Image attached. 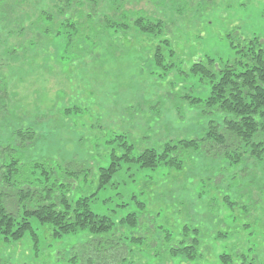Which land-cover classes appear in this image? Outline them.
Returning <instances> with one entry per match:
<instances>
[{
    "label": "rangeland",
    "instance_id": "obj_1",
    "mask_svg": "<svg viewBox=\"0 0 264 264\" xmlns=\"http://www.w3.org/2000/svg\"><path fill=\"white\" fill-rule=\"evenodd\" d=\"M128 1L123 8L165 26L174 50L172 69L154 64L152 46L131 20L122 32L103 24L110 17L121 20L113 0H97L94 14L105 26L100 36L75 38L66 51L65 35L56 34L62 18L53 12L50 34L42 31L44 23L38 18L55 0H0V78L8 94V107L0 112V140L12 129L33 131L32 141L18 151L26 160L24 169L30 172L34 163L45 162L52 176H60L70 164L69 169L77 170L71 174L73 199L95 191L98 169L109 164L112 148L122 153V139L116 136H124L136 155L142 148L162 150L168 140L200 133L198 108L176 98L189 91L208 93L199 76L188 71L194 60L210 56L232 64L251 39L264 47V0ZM75 9L79 13L81 7ZM83 12L75 15L78 22H84ZM214 165L198 160L181 169H149L121 163L89 205L115 223L130 212L139 214L133 231L143 240L134 243L128 238L130 230L114 228L127 236L130 253L124 264H221L220 255L234 251L264 264V165L244 161L241 166L246 168L236 178L229 177L233 168L214 176ZM246 222L249 227L242 228ZM32 224L39 236L37 249L27 234L18 242L0 238V259L73 264L70 257L91 238L86 230L53 238L47 226ZM189 224L197 228L201 257L159 258L153 254L157 246L150 252L146 242L158 245L165 239L164 230H170L168 240L173 242Z\"/></svg>",
    "mask_w": 264,
    "mask_h": 264
},
{
    "label": "trees",
    "instance_id": "obj_2",
    "mask_svg": "<svg viewBox=\"0 0 264 264\" xmlns=\"http://www.w3.org/2000/svg\"><path fill=\"white\" fill-rule=\"evenodd\" d=\"M123 3L129 1L113 0L112 3L120 11L121 20L115 17L106 20L103 16L106 20L104 22L101 18L103 24L122 32L130 27L131 20L139 36L152 46L154 64L163 69H172L174 50L165 35V26L123 8ZM96 4L97 0H55L51 9L38 13V18L44 23L42 31L53 33L51 22L55 12L62 18L57 24L56 34L65 35V51L75 38L78 41L92 40L100 36V29L104 26L94 14ZM77 6L81 7L79 13L75 9ZM83 11L86 18L84 22H78L75 15L82 16ZM238 53V59L232 64H221V61L206 56L204 60H194L188 69L199 76L201 85L209 89L205 96L194 95L190 91L176 96L179 99L183 97L191 108H198L199 116L203 118L199 134L168 140L162 150L142 148L136 155L132 153L133 145L124 136H116L122 139L119 146L123 151L117 154L115 148L111 149L110 162L105 167H99L96 189L88 195L72 198L70 190L74 178L71 174L77 170L69 169L70 164H66L60 176H52L54 171L46 169L45 162L34 163L30 172L24 169L26 160L18 151L32 141L34 132L21 127L12 129L6 140H0V238L6 242H18L27 234L37 249L39 236L33 227V220L47 226L53 238L86 230L91 238L70 257L73 264H124L130 253V248L124 242L127 236L122 230L116 231L114 228L130 230L132 235L128 238L134 243L143 240L133 231L139 226V214L130 212L115 223L109 214L96 213L89 205L97 192L110 183L121 163H133L149 169L157 166L181 169L199 160L209 165L217 163L216 167L214 165L217 169L214 176L220 175L221 170L233 168L234 173L230 178L241 176L240 172L246 168L241 164L249 159L264 165V47L259 40L251 39ZM7 99L6 82L0 78L1 113L8 107ZM180 114L179 110V118ZM38 168H41L39 172ZM137 203L141 209L145 208L144 202ZM248 227V222L242 225V228ZM164 231L165 239L159 241L158 245L154 240L146 242L150 252L157 246L153 252L155 256L180 255L193 260L204 254L194 225L181 228L179 237L173 242L168 240L170 230ZM219 258L221 264H254L255 257L234 251L224 252ZM0 264L14 263L0 259Z\"/></svg>",
    "mask_w": 264,
    "mask_h": 264
}]
</instances>
